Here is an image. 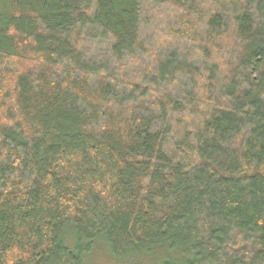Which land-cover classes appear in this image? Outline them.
Returning a JSON list of instances; mask_svg holds the SVG:
<instances>
[{"label": "trees", "instance_id": "trees-1", "mask_svg": "<svg viewBox=\"0 0 264 264\" xmlns=\"http://www.w3.org/2000/svg\"><path fill=\"white\" fill-rule=\"evenodd\" d=\"M96 247L264 264V0H0V264Z\"/></svg>", "mask_w": 264, "mask_h": 264}, {"label": "rangeland", "instance_id": "rangeland-1", "mask_svg": "<svg viewBox=\"0 0 264 264\" xmlns=\"http://www.w3.org/2000/svg\"><path fill=\"white\" fill-rule=\"evenodd\" d=\"M90 264H152L156 260L155 254L150 256L144 254L134 257L130 260H116L111 258L108 253L101 247H96L88 256ZM126 261V262H125Z\"/></svg>", "mask_w": 264, "mask_h": 264}]
</instances>
